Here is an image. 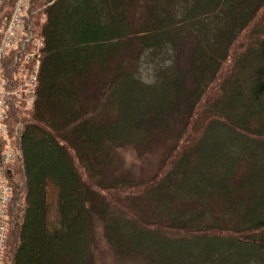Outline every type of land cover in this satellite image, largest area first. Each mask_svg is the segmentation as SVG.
<instances>
[{"label": "trees", "instance_id": "16d2710c", "mask_svg": "<svg viewBox=\"0 0 264 264\" xmlns=\"http://www.w3.org/2000/svg\"><path fill=\"white\" fill-rule=\"evenodd\" d=\"M29 14L45 45L34 104L7 117L4 264H98L97 219L118 256L264 264V0H32ZM169 129L152 174L113 170L116 147Z\"/></svg>", "mask_w": 264, "mask_h": 264}, {"label": "built area", "instance_id": "2783aa9c", "mask_svg": "<svg viewBox=\"0 0 264 264\" xmlns=\"http://www.w3.org/2000/svg\"><path fill=\"white\" fill-rule=\"evenodd\" d=\"M29 3L30 0H16L10 18L0 27V264H4L13 199L8 173L20 153L19 148L7 140L6 118L12 105L31 106L35 102L44 46L42 37L29 23ZM9 58L12 59L11 70L6 73L4 65ZM18 127L19 123L15 136Z\"/></svg>", "mask_w": 264, "mask_h": 264}, {"label": "rangeland", "instance_id": "374dc122", "mask_svg": "<svg viewBox=\"0 0 264 264\" xmlns=\"http://www.w3.org/2000/svg\"><path fill=\"white\" fill-rule=\"evenodd\" d=\"M145 18L144 9L140 6L134 11V19L136 23H140ZM134 49V47H132ZM4 67H6L4 65ZM244 85L243 92H247ZM177 123L178 120L175 121ZM222 127L215 128L212 138L215 140L222 134ZM175 129H169L159 136H153L145 140L141 145L124 144L116 147L114 150V167L117 173L125 174L133 177L148 176L152 174L161 163L162 158L166 154L169 146L174 142ZM209 140V141H208ZM211 142L212 139H208ZM220 218L219 220H221ZM93 253L98 264H148L141 257H123L118 256L114 249L109 245L102 228V222L97 219L95 230V241L93 244Z\"/></svg>", "mask_w": 264, "mask_h": 264}, {"label": "bare ground", "instance_id": "6f19581e", "mask_svg": "<svg viewBox=\"0 0 264 264\" xmlns=\"http://www.w3.org/2000/svg\"><path fill=\"white\" fill-rule=\"evenodd\" d=\"M20 125V124H19ZM20 131V130H19ZM15 206V205H14ZM16 208V207H15ZM14 212V211H13ZM11 218H12V216H11ZM10 230V229H9ZM10 232V231H9ZM165 233V232H164ZM202 248V247H201ZM204 248V247H203Z\"/></svg>", "mask_w": 264, "mask_h": 264}]
</instances>
